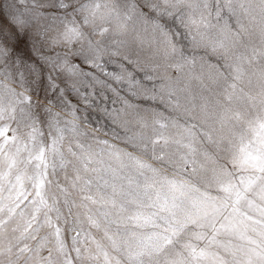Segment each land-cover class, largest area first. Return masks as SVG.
<instances>
[{"label":"clouds","instance_id":"1","mask_svg":"<svg viewBox=\"0 0 264 264\" xmlns=\"http://www.w3.org/2000/svg\"><path fill=\"white\" fill-rule=\"evenodd\" d=\"M118 3L154 8L164 25L157 39L174 51L166 59L153 54L156 44L141 41L138 13L127 30H121L99 17L85 19L80 11L82 0H0V11L19 32L17 37L0 25V105L7 107L22 98L31 117L29 125L34 122L40 131L42 159L29 160L25 155L27 173L42 176L48 205L68 245L75 233L88 230L85 221L105 215L101 212L105 201L99 197L103 192L118 202L121 219L109 217L107 226L122 246L116 248L110 238L105 239L109 234L103 230L96 232V239L114 248L116 264H129L132 238L153 230L152 224L124 218L130 211L142 207L156 212L153 204L158 194L170 201L175 196L176 214L184 219L186 214H200L197 201L211 204L225 196L202 172L184 169L182 149L188 141L183 133L194 131L196 147L215 152L218 164L236 176L243 174L233 162L241 146L252 152L264 149V78L252 75L264 68V61L254 55V50L264 53V0H234L235 13L225 11L219 18L213 10L215 0H209V30L226 26L234 40L227 53L192 41L183 22L185 10L176 0ZM70 27L83 39H64ZM96 44L102 51H94ZM193 64L197 71L201 66L205 71L185 90L177 93L163 86L176 79L169 65ZM225 93L231 94L225 100H231L233 119L224 143L217 147L209 142L206 131ZM28 131L21 127L22 135ZM28 146L32 147L31 140ZM247 171L259 174L255 169ZM170 180L182 183L183 192L170 191ZM32 193L30 180H25L22 194L27 199ZM54 225L55 220L50 225L34 218L15 241L19 247L3 257L2 264L9 259L12 264H30V250L53 234L49 229ZM197 231L211 235L196 240L192 233ZM214 237L237 243L229 234L212 232L189 220L185 230L172 237L175 243L170 250L187 257L184 245L194 243L229 264L231 256ZM143 259L144 264H151L150 257Z\"/></svg>","mask_w":264,"mask_h":264},{"label":"snow or ice","instance_id":"2","mask_svg":"<svg viewBox=\"0 0 264 264\" xmlns=\"http://www.w3.org/2000/svg\"><path fill=\"white\" fill-rule=\"evenodd\" d=\"M208 4L209 0H176V5L185 10L183 22L188 25L192 41L197 45H211L227 53L234 40L226 26L218 25L214 31L209 30L206 18ZM240 6L243 7L242 4ZM213 10L219 18L225 11L234 14L236 6L234 0H215ZM80 11L85 19L95 20L99 17L107 23H115L121 30H127L129 22L138 13L142 28L141 41L150 46L156 44L153 54L160 59H166L170 51H174L157 39V33L162 36L164 25L154 8L138 3L121 5L118 0H82ZM0 25H6L13 34L19 36L16 24L10 22L3 11H0ZM63 38L83 39L74 27L66 29ZM94 51H102L99 44L94 46ZM254 55L264 61V53L254 50ZM169 67L172 68L176 79L166 81L163 86L177 93L185 90L191 80L198 78L205 71L204 66L197 71L194 64L191 67ZM68 70L72 69L69 67ZM252 75L264 78V68L254 71ZM225 96L230 97L231 94L225 93L220 97L224 103L219 105L212 127L206 131L209 142L217 147L224 143L225 134L233 119L231 100H225ZM30 120L22 98L14 100L7 107L0 105V264L3 257L10 256L15 248L19 247L15 241L34 218L37 223L46 221L50 225L55 220V225L49 229L53 234L46 239H40L30 250V264H116L113 259L114 248L106 245L103 240H97L96 232H107L109 236L105 239L110 238L116 248L122 246L116 234L107 226V218L121 219V213L117 210L118 202L101 192L99 197L105 201L101 212L105 215H97L90 221H85L88 230L75 233L76 238L69 246L66 238L60 233V222L54 209L48 205L42 176L36 174L29 177L27 173L25 155L29 160L42 159L40 131L34 122L29 125ZM21 127H27L29 131L22 135ZM261 128L264 129V124ZM160 131L163 133L164 129ZM183 135L188 141L182 149L181 163L184 169L191 168L193 171L202 172L225 193V196L211 204L203 200L197 201L195 207L201 210L200 214H186L184 219H180L176 214L175 196L170 201L167 195L158 194L153 204L156 212H146L142 207L130 211L124 218L138 224H152L153 230L139 238H132L134 243L128 246L127 253L129 264H144L145 256L151 258V264H225L223 258L218 257L215 252L208 248L197 249L194 243L184 245L187 257L184 253L170 250L175 243L172 237L184 231L189 220H193L201 228L212 229L215 233L223 232L235 238L236 244L215 241V237L213 238L214 242L224 247L231 256L229 264H264V149L252 152L241 146L239 152L234 155L233 162L243 170V174L236 176L226 172L218 164L215 152L196 147L197 134L194 131L185 132ZM28 140L32 141L31 148L28 146ZM248 169H255L259 174L249 173ZM25 180H30L33 187L32 196L27 199L22 194ZM168 184L172 192L184 190V186L178 181L170 180ZM160 209L164 211L161 212ZM93 224L96 225L95 229L92 228ZM31 231L32 228H28V232ZM208 235L211 233H192L196 240L205 239ZM25 238H28L27 233ZM24 242L25 240H21V243ZM7 264H12L10 259Z\"/></svg>","mask_w":264,"mask_h":264}]
</instances>
